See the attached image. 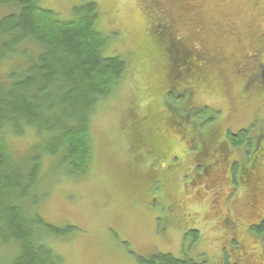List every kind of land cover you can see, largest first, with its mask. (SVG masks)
I'll use <instances>...</instances> for the list:
<instances>
[{"label":"rangeland","instance_id":"374dc122","mask_svg":"<svg viewBox=\"0 0 264 264\" xmlns=\"http://www.w3.org/2000/svg\"><path fill=\"white\" fill-rule=\"evenodd\" d=\"M87 1L40 5L67 20ZM92 1L96 28L107 36L103 53L124 57L126 70L90 116L85 173L61 175L50 157L43 160L36 210L49 224L74 227L64 237L43 240L61 264H140L138 255L155 253L221 264L229 253L228 224L236 231L238 263L264 264V239L254 242L246 234L248 224L264 215V87L246 86L255 66L264 65V0ZM185 54L197 55L189 60L195 63L189 65L192 88L182 90L184 100L171 113L164 96L172 75L169 55ZM203 106L213 113H194L212 117L206 132L195 135L198 144L182 116L193 119L192 109ZM229 127L248 129L251 144H223ZM6 139L20 157L36 138L26 129ZM200 150L203 163L219 160L205 180L194 175ZM231 160L237 161L233 185ZM184 230H197V237L184 238ZM11 251L0 244V259L7 262Z\"/></svg>","mask_w":264,"mask_h":264},{"label":"trees","instance_id":"16d2710c","mask_svg":"<svg viewBox=\"0 0 264 264\" xmlns=\"http://www.w3.org/2000/svg\"><path fill=\"white\" fill-rule=\"evenodd\" d=\"M146 5L152 11L151 4L150 9L148 2ZM6 8L9 11L0 15V71L6 65L4 73H0V244L10 245L12 251L7 262L0 259V264H61L60 256L43 237H64L74 227L49 224L36 210L43 198L37 188L43 160L50 157V166L61 175L76 177L85 173L90 154V116L98 102L108 97L123 78L126 60L119 55H104L107 36L96 28L98 10L92 0L73 7V17L67 20L42 7L40 0H0V10ZM175 55H169L172 75L170 87L164 91L165 107H172L171 113H176V105L184 100L182 90L192 88L189 65L195 63L189 60L190 56H197ZM178 88L177 93L174 90ZM208 108L192 109L193 119L182 116V122L190 125L189 139L198 144L202 142L195 135L206 132L213 111L210 109V116L194 113ZM26 129H31L36 139L25 154L17 157L6 138L20 136ZM248 132L226 129L222 143L231 148L243 142L249 145ZM261 134L264 135V127ZM201 154L202 150L193 159L195 177L201 173ZM234 161L229 164L231 185L237 181ZM202 177L199 180H205ZM254 185L259 189L258 184ZM263 216L246 227V234L251 233L254 242L264 239ZM225 226L229 229V253L225 251L221 264H239L234 257L237 241L232 233L236 231L231 225ZM197 234V230H184L183 236L195 239ZM261 251L264 258L263 245ZM136 261L196 264L190 258L170 253L138 255Z\"/></svg>","mask_w":264,"mask_h":264},{"label":"flooded vegetation","instance_id":"af4514ba","mask_svg":"<svg viewBox=\"0 0 264 264\" xmlns=\"http://www.w3.org/2000/svg\"><path fill=\"white\" fill-rule=\"evenodd\" d=\"M258 65L259 66H255L254 71L250 74L249 79L247 81L248 84L246 83V86L249 85L251 87V85L254 86V84H257L256 85L257 87L260 86L264 87V65L262 62H259ZM216 160L217 159L212 161V163H207V164L203 163L201 173H198L197 176L202 177V171L204 174L206 173L207 175L211 166L216 162H219V160L218 161Z\"/></svg>","mask_w":264,"mask_h":264}]
</instances>
